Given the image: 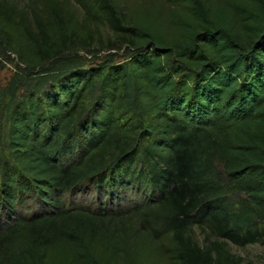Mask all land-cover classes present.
<instances>
[{
  "label": "trees",
  "instance_id": "obj_1",
  "mask_svg": "<svg viewBox=\"0 0 264 264\" xmlns=\"http://www.w3.org/2000/svg\"><path fill=\"white\" fill-rule=\"evenodd\" d=\"M7 64L0 264H244L231 244H264V0H0ZM85 186L143 198L64 200Z\"/></svg>",
  "mask_w": 264,
  "mask_h": 264
},
{
  "label": "rangeland",
  "instance_id": "obj_2",
  "mask_svg": "<svg viewBox=\"0 0 264 264\" xmlns=\"http://www.w3.org/2000/svg\"><path fill=\"white\" fill-rule=\"evenodd\" d=\"M100 31L105 39L113 36L111 29L105 24L100 25ZM102 54H105V52H102ZM119 54L122 53L120 52ZM121 60L122 58L117 59V61ZM15 69L16 68L13 64H7L5 68H0V90L7 85ZM218 167L222 169V165L220 163H218ZM142 198L143 195L138 194L134 187L122 191L116 190L115 192L108 193L105 196L103 191L98 192V190H95L92 187L89 188L85 186L82 187V190L64 197V200L68 203L82 202L84 205L92 209H97L99 208V204H102L107 209L116 210L118 208H126L128 205L138 203L142 200ZM231 249L234 253L244 257V264H262L264 260V244L257 243L246 247H238L231 244Z\"/></svg>",
  "mask_w": 264,
  "mask_h": 264
}]
</instances>
